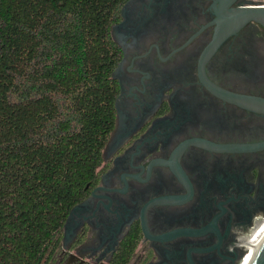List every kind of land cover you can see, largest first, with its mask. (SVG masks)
I'll return each mask as SVG.
<instances>
[{"label": "flooded vegetation", "instance_id": "obj_1", "mask_svg": "<svg viewBox=\"0 0 264 264\" xmlns=\"http://www.w3.org/2000/svg\"><path fill=\"white\" fill-rule=\"evenodd\" d=\"M244 5L112 0L109 125L48 264H239L264 214V28L224 30Z\"/></svg>", "mask_w": 264, "mask_h": 264}, {"label": "trees", "instance_id": "obj_2", "mask_svg": "<svg viewBox=\"0 0 264 264\" xmlns=\"http://www.w3.org/2000/svg\"><path fill=\"white\" fill-rule=\"evenodd\" d=\"M111 5L0 0V264H48L94 176L109 125Z\"/></svg>", "mask_w": 264, "mask_h": 264}, {"label": "clouds", "instance_id": "obj_3", "mask_svg": "<svg viewBox=\"0 0 264 264\" xmlns=\"http://www.w3.org/2000/svg\"><path fill=\"white\" fill-rule=\"evenodd\" d=\"M264 218V214H257L253 217V229H249L246 242H241V237L236 236L235 242L229 247V251L236 248L243 250V255L239 259V264H258L259 256L264 255V223L255 227V222Z\"/></svg>", "mask_w": 264, "mask_h": 264}, {"label": "water", "instance_id": "obj_4", "mask_svg": "<svg viewBox=\"0 0 264 264\" xmlns=\"http://www.w3.org/2000/svg\"><path fill=\"white\" fill-rule=\"evenodd\" d=\"M230 11L232 12V16L228 18L227 24L224 26L225 32L231 31L232 28H236L248 20H253L264 28V5H244ZM258 264H264V255L259 256Z\"/></svg>", "mask_w": 264, "mask_h": 264}]
</instances>
